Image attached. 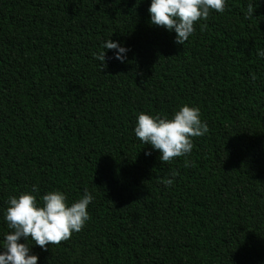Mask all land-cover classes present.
I'll list each match as a JSON object with an SVG mask.
<instances>
[{
    "label": "trees",
    "instance_id": "trees-1",
    "mask_svg": "<svg viewBox=\"0 0 264 264\" xmlns=\"http://www.w3.org/2000/svg\"><path fill=\"white\" fill-rule=\"evenodd\" d=\"M150 4L0 0V253L9 197L87 191L80 232L49 250L20 239L37 264H264V0H225L183 45ZM184 105L208 132L161 162L137 117Z\"/></svg>",
    "mask_w": 264,
    "mask_h": 264
},
{
    "label": "clouds",
    "instance_id": "clouds-1",
    "mask_svg": "<svg viewBox=\"0 0 264 264\" xmlns=\"http://www.w3.org/2000/svg\"><path fill=\"white\" fill-rule=\"evenodd\" d=\"M210 10L218 13L225 11V0H151L148 12L151 24L168 31H175V43L183 45L195 32L194 25L199 20H207ZM253 5H248L247 13L250 18L254 12ZM201 30L207 28L200 25ZM105 50L115 49V59L121 63L126 57L127 49L111 40L103 44ZM105 50L96 55V59L105 65ZM264 56V51L258 53ZM208 132L206 123H202L198 108L182 106L172 118L152 116L140 113L134 128L135 136L145 145L159 151V159L171 163L175 158L191 152L194 145L192 138L202 137ZM151 153H145L150 155ZM177 173H172L175 177ZM173 179L166 180L171 186ZM38 189L33 185V192ZM42 206L30 193L19 197H9L10 205L5 214L8 227L12 230L4 238V251L0 253V264H37L38 257L29 254V247L19 243L21 238L34 242L43 250L46 246L60 245L71 238L74 232H80L90 219L87 208L93 196L85 191L82 198L68 206L66 196L60 191H52L42 198Z\"/></svg>",
    "mask_w": 264,
    "mask_h": 264
}]
</instances>
